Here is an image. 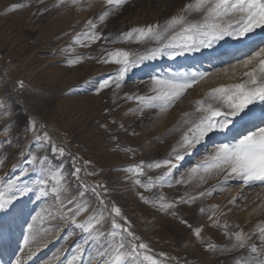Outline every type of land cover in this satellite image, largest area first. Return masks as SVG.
<instances>
[{"label":"rangeland","instance_id":"obj_1","mask_svg":"<svg viewBox=\"0 0 264 264\" xmlns=\"http://www.w3.org/2000/svg\"><path fill=\"white\" fill-rule=\"evenodd\" d=\"M189 2L128 0L109 9L104 0H79L75 4L72 0H0V161H4L0 165V191L18 177V184L34 189L0 212V264H16L17 259L21 264H103L110 259L102 260L98 255L101 245L57 212L60 200L75 198L89 205L88 212L77 218L78 223L93 212H103L106 219L101 230L110 231L112 217L90 190L96 184L106 186V194L103 189L97 191L108 208L114 204L121 209L131 231L140 238L136 243L147 245L137 249L135 260L126 258V264H150L145 256L159 264H255L257 254L251 247L264 254L259 238V229L264 227V184L246 186L231 177L224 184L223 173L208 176L203 183L198 178L189 181L190 170L203 163L216 144L234 142L237 133L264 127V102L257 101L235 117L230 130L213 132L189 152L180 148L183 133L204 115L196 111L195 102L205 100L226 111L222 103L206 99L208 92L243 82L247 79L243 73L258 67L256 60L248 68L242 62L264 48V30L241 39L225 37L210 48L175 58L164 55L144 60L125 74L120 87L116 86L121 65L111 62L108 54L122 50L135 59L156 46L148 40L136 42L137 33L131 38L122 34L163 25ZM105 11L109 14L100 21L98 17ZM201 18L198 13L188 16L194 22ZM89 21L96 24L94 30L88 27ZM92 31L101 39L91 42L81 35L83 46L73 42L78 34ZM252 46L257 49L236 63L217 61ZM203 64H209L208 68ZM194 72L210 75L168 110H141L136 97L154 94L153 77L167 79ZM105 81L109 83L101 87ZM185 114L189 124L182 122ZM33 121L36 133L31 130ZM45 132L52 142L65 148V156H54L50 144L35 140L36 134ZM174 148L181 152L182 160L174 159ZM32 154L47 156L53 167H63L68 191L60 200L51 194L39 196L36 182L47 176L39 164L26 163ZM74 158L75 166L82 169L80 181L89 185L82 198L78 196L79 182L71 176ZM165 160H171L174 167H147ZM141 162L143 175L127 171ZM169 171L167 182L150 191L134 183L137 178L142 183L157 181ZM181 179L185 183H177ZM210 190L212 195L200 196ZM141 195L153 203H144ZM160 196L175 207L161 210ZM196 228L202 230L199 239L194 235ZM239 231L251 237L244 249L233 248L234 238L228 235ZM26 236L31 240L28 247L32 255L24 244Z\"/></svg>","mask_w":264,"mask_h":264},{"label":"snow or ice","instance_id":"obj_2","mask_svg":"<svg viewBox=\"0 0 264 264\" xmlns=\"http://www.w3.org/2000/svg\"><path fill=\"white\" fill-rule=\"evenodd\" d=\"M79 0H72V3H78ZM128 0H104L109 9L112 7H120L127 3ZM65 3V0H60ZM198 13L201 14V20L198 22L190 21L188 16ZM109 14L108 11L103 12L98 18L103 21ZM90 29H95L96 24L93 21L88 22ZM264 30V0H190L175 16H172L164 22L163 25H148L142 28H134L131 31L122 34L123 37L131 38L133 33H137L139 39L136 42L145 40L152 41L156 46L149 49L146 54L139 55L135 59H130L133 55L127 51L117 50L110 52L108 55L112 58L111 62L121 65L119 74L116 77L117 87H120L119 81H122L125 74L133 67L138 66L144 60H153L158 57L167 55L169 58L181 56L186 52L199 51L201 48H210L225 37L241 39L255 32L256 30ZM83 35L87 40L96 42L101 37L95 32L78 34L74 38V43L83 46ZM106 39V38H105ZM253 60L258 61V67H253L251 71H245L243 75L247 77L243 82L235 83L227 86H220L211 89L206 99L222 103L226 106V111L215 107L212 103H206L205 100H197L195 108L197 112L204 113L196 122L183 133L180 148L184 152H189L201 143L206 137L213 132L230 130L233 119L245 112L250 105L264 102V48H260L254 54L245 59L242 64L244 68H248ZM76 61H72L75 63ZM102 62H109L104 60ZM225 73L227 69H224ZM210 73H192L191 76L184 74H173L170 78L153 77L152 83L153 95L136 97L137 102L143 108H158L160 111H166L175 105V102L181 99L188 89L194 87L201 80L205 79ZM109 82L105 81L101 87L107 86ZM23 87V83L20 84ZM132 99V97H129ZM185 114L184 124L190 121ZM31 130L36 133L35 121L31 122ZM35 140L42 144L51 145V152L54 156L63 157L66 150L57 146L52 142L51 137L45 132L42 135L36 134ZM234 142H220L216 144L215 149L210 153L205 161L196 165L190 170L189 181L198 178L202 183L208 176L213 174H224V184L227 183L229 177L243 181L246 186L255 183L264 184V127H257L254 130H247L244 133H237L233 138ZM174 159L179 161L184 157L176 148L173 149ZM4 161H0L2 165ZM29 165L39 164L41 170L46 174L47 179L41 178L36 182L38 194L41 197H47L51 194L56 200H60L61 195L68 191V178L64 174L63 167L57 165L53 167L47 156L39 158L32 154L30 159L26 160ZM87 164V162H85ZM73 171L71 176L79 182V197H84L89 190V185L80 181V173L82 169L75 166V158L73 160ZM174 167L171 160H165L162 163H153L147 165L148 168ZM144 165L129 168L127 171L135 173L137 176L143 175ZM24 171H27L25 169ZM171 175L169 171L161 176L157 181L149 179L147 183H142L140 179H135L134 183L141 188L150 191L157 186H163L167 182V176ZM19 177L17 178V180ZM17 180H9L2 191H0V212L6 211L18 197L34 191L32 187L21 185ZM51 181V186L49 182ZM177 183H185L183 179ZM103 189L104 194L107 193L106 186L96 184L91 187V191L97 196L99 204L103 205L109 212L111 219V230L105 233L102 231L105 216L103 212H93L84 221L77 222V218L88 212L89 205L76 202L75 198L60 200L61 207L57 210L60 218H67L88 235L89 240L97 242L101 245V251L98 255L102 258L110 257L103 261V264H126V258L131 257L135 260V256L139 255L137 249H146L144 243L137 244L139 237L131 231V224L126 217L122 215L121 209L114 204L108 208L106 201L101 193L97 191ZM221 191L223 188L220 189ZM212 195V191L201 192L200 196ZM197 197H192L195 200ZM140 199L146 203H153L146 199L143 195ZM159 208L167 210L175 207L173 203L164 202V197L159 198ZM189 202V201H185ZM231 203L235 204L233 199ZM204 210L201 209V212ZM117 218L123 220V224L119 223ZM211 219V217H209ZM184 222V221H182ZM99 226V227H98ZM223 227L227 228L225 224ZM31 231V226L29 228ZM49 231H52L51 229ZM201 229L196 228L194 235L199 239ZM227 234V233H226ZM230 238H234L233 248L244 249L247 241L251 238L243 231L228 234ZM109 238L107 243L104 238ZM130 238V239H126ZM259 238L264 244V227L259 229ZM31 239H34L31 238ZM31 240L26 236L24 240L25 247H28ZM128 248L125 251V248ZM29 255L33 254V250L28 247ZM251 252L256 253L253 257L255 264H264V254H260L256 246L251 247ZM75 259V257H74ZM145 260L150 264H159V262L151 256H145ZM16 264H21L17 259ZM72 264V261H69ZM237 264H241L237 261ZM243 264H249L244 261Z\"/></svg>","mask_w":264,"mask_h":264},{"label":"bare ground","instance_id":"obj_3","mask_svg":"<svg viewBox=\"0 0 264 264\" xmlns=\"http://www.w3.org/2000/svg\"><path fill=\"white\" fill-rule=\"evenodd\" d=\"M255 49H257V46H252V47H250L248 49H244L242 51L235 52L231 56H226V57H222V58L218 57L217 61H222V62L229 63V64L236 63L239 60H241L243 57L251 54V52L255 51ZM214 63L215 62H212L211 64H214ZM208 66H209V64H203V67H207L208 68Z\"/></svg>","mask_w":264,"mask_h":264}]
</instances>
